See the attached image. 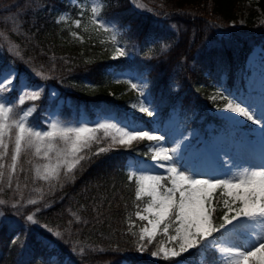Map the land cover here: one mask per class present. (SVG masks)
Listing matches in <instances>:
<instances>
[{
	"label": "trees",
	"instance_id": "trees-1",
	"mask_svg": "<svg viewBox=\"0 0 264 264\" xmlns=\"http://www.w3.org/2000/svg\"><path fill=\"white\" fill-rule=\"evenodd\" d=\"M99 1L97 14L125 28L121 39L132 51L130 58L100 56L87 44L65 40L66 27L58 17L76 11L68 0H0V67L11 65L18 70L19 80L43 86L31 121L39 120L60 98L69 103L60 110L65 117L72 110L76 115L84 110L90 115L98 111L123 117L132 97L111 93L108 78L136 70L146 72V90L160 122L177 112L185 131L194 127L201 131L212 122L221 125L211 112L212 89L222 76L226 86L241 84L251 48L264 46L262 36L251 35L258 28L249 30L250 36L219 32L235 20L242 0ZM256 4L264 16V0ZM51 87L58 91L53 101H49ZM17 98L14 88L8 100L16 114L23 108ZM139 146L110 148L93 156L74 180L61 179L45 187L35 204L29 203L33 185L45 182L35 179L23 152L13 173L7 163L0 179V200L4 201L0 205V264H43L45 259L49 264H171L176 259L200 264L202 258L205 264H215L216 253L210 248L191 250L176 259L148 257L158 237L150 244L139 238L142 223L136 212L143 202L135 197L127 161L133 154L146 157V149ZM98 147L94 144L92 150ZM213 207L219 217V190ZM28 215L44 227L29 224ZM47 228L61 236L53 237ZM47 241L54 248L46 247Z\"/></svg>",
	"mask_w": 264,
	"mask_h": 264
},
{
	"label": "snow or ice",
	"instance_id": "snow-or-ice-1",
	"mask_svg": "<svg viewBox=\"0 0 264 264\" xmlns=\"http://www.w3.org/2000/svg\"><path fill=\"white\" fill-rule=\"evenodd\" d=\"M98 23L100 27H105L104 20H99ZM117 52L120 57L127 55L123 47L117 48ZM36 75L39 76L40 73ZM19 86L18 70L11 65L0 67V150L7 152L8 144L5 140L11 138L9 133L14 128L15 148L11 157L13 172L22 146L27 149L34 148L36 155L43 153L47 163L42 170L37 169L42 180L59 182L61 179L74 180L76 173L83 169L84 163L90 162L93 156L107 153L111 145L107 148L98 147L96 151L92 150V146L100 145L109 137L114 145H131L137 140L155 142L150 148L152 163L147 168L136 169L142 173H157L141 174L136 178V199L147 198L143 212H136L140 221L147 222L140 230V240L147 239L150 244L162 227L163 234L178 245L179 251L173 249L172 257L178 258L190 250L212 248L225 264H264V164L236 165L229 159L224 160L226 172L221 175L208 174L185 161L179 144L175 147L167 146L166 136L157 135L155 129L129 127L126 124L117 126L116 123L99 121L94 128L86 126V123L81 126H67L55 120L40 128L30 120L28 124L25 123V118L29 112L34 111L33 108L24 111L14 125L8 124L12 109L6 105L12 101L7 100L5 93ZM23 87L32 88L30 93H26L32 101L37 100L43 91V86ZM131 87L137 89L138 84L132 83ZM20 90L23 91V88ZM141 96L144 97L143 103L148 104L142 89ZM222 98L227 103L219 111L234 114L238 120L242 118L244 127L251 123L264 130V109L257 110L232 96L230 92ZM20 99L23 102L22 97ZM139 111L149 117L155 113L150 105L141 106ZM101 130L104 132L103 137L97 135ZM3 167L0 164V169ZM159 169H164L166 175L160 174ZM3 177L4 172L0 171V179ZM217 190L222 200L219 217L215 215L216 208L213 207ZM29 203L35 204L36 201ZM3 204L4 201L0 200V205ZM2 216L3 213H0V217ZM26 220L31 225L44 227L38 225L33 215H28ZM170 229L174 234L169 235ZM46 231L53 237L61 236L60 232L53 233L50 228ZM241 237L248 241L247 247L238 243ZM46 247L54 248L53 242L47 241ZM152 255L155 256L156 253L153 252ZM167 255L165 252V256ZM43 264H49V260L45 259ZM176 264H181V261L177 260Z\"/></svg>",
	"mask_w": 264,
	"mask_h": 264
},
{
	"label": "rangeland",
	"instance_id": "rangeland-1",
	"mask_svg": "<svg viewBox=\"0 0 264 264\" xmlns=\"http://www.w3.org/2000/svg\"><path fill=\"white\" fill-rule=\"evenodd\" d=\"M256 1L257 0H242L235 20L231 21L225 28H223V30H220L219 32L229 33L231 31H240L243 34H249L250 36L249 30L258 28V30L251 35L256 33L262 36V41L264 42V26L260 28L258 26L264 22V17L257 6ZM68 2L76 6V11L64 12L58 17V21H60L61 24L66 27V33L64 35L65 40L70 39L78 41L82 44H87L90 46V48L95 49L96 54H99L100 56H107L109 58L120 57L118 55L117 48L123 47L127 52L125 58L130 57L132 51L129 49L128 44H124L121 39V34L124 33L123 30H120L115 23H112L111 21L97 15V7L100 2L99 0H68ZM99 20H104L106 22L105 27H100L98 23ZM244 70V76L242 78L243 84L233 87H228L225 84H222L220 86H215L211 91L210 97L212 99L215 97L213 100L216 103V105L212 107L211 112L218 120H220L221 124L216 130L214 123H211L204 126L203 131L200 133L196 131L192 133H186L184 130H182L181 125L178 124L179 118L165 120L164 123L160 124L161 126L155 122L152 124V128L148 127L149 121L140 119V117H147L148 115L139 111L141 106H151V102L148 98L145 88L146 77L142 73L135 71L116 72L110 75L108 78V87L111 93H114V95L117 97H132L131 105L128 108V114L124 115L123 117L111 112L98 111H93V115H90L84 110H81L77 115L72 110L69 113L71 116L65 117L60 114V110L64 104L68 103V100H63L60 98L54 107L48 108L46 111L40 114V117L37 118L39 120L32 119L31 121V116L35 115L33 113L35 112L36 100L32 101L28 98V95H26V93H30L32 91V88H24V85L30 84H28L27 81L22 78L19 81L20 86L14 88L17 90V103L22 104L23 109L19 114L16 115L15 111L11 108L12 111L7 123L14 125L19 121L24 111L28 110L29 108H33L34 111L29 112L28 117L25 118V123L28 124L30 120L40 128H44L45 125H48L50 121L55 120L59 121L61 124H66L67 126H81L82 124L86 123V126L94 128L96 127V122L99 121L101 123H116L117 126L126 124L129 127L155 129L157 135L164 134L166 136L167 146L175 147L177 144L180 145V149L184 154L185 161L191 166L207 172L208 174L221 175L223 172L227 171V169L223 166L224 160L231 159L234 164L241 165L247 163V157L249 154H257L261 151H264V130L256 128V126L252 125L251 123H248V125L244 127L242 118L238 120L235 119L232 114L218 110L223 109L224 105L227 103V100L223 99L222 96L227 95L229 92L232 94V96H235L246 104L257 108V110L264 109V47L262 44L253 46L246 59ZM223 82L224 80L222 83ZM132 83H137L138 88L133 89L131 87ZM21 88H23V91L20 90ZM141 89L146 95L148 104L143 103L144 97L141 96ZM11 90L12 89L5 93L7 100L8 93ZM21 97L23 102H21ZM57 97V89L51 87L49 89V101H53ZM133 105H135V107H133ZM6 106L11 107V104H7ZM173 116L176 117L175 114ZM150 118H153L154 120L157 119L156 110L154 115ZM221 119L226 121V123H224V121ZM14 131L15 129L13 128V131L9 133L11 138H6L5 140V143L8 144L7 152L0 150V164H3L5 167V165L8 163L9 170L12 173L11 157L15 148ZM97 135L103 137V130L98 132ZM190 136H194L195 139L193 142L188 144ZM214 141L216 144H214ZM154 143L155 142H150L147 140H137L133 141L131 145H114L112 144L111 138L109 137L102 141L100 147L107 148L109 145H111V148H129L134 145H140V149H148L146 157L134 155L130 156L128 159V164L131 166L130 177L136 181V178L141 174H157L155 172L142 173L136 171L138 168H147L152 163V152L150 148L154 146ZM203 148H205V152L209 154V158L202 156ZM237 150L241 151V156L236 152ZM21 152L24 153L26 161H29L32 164L35 179L45 182V185H40L38 182L33 185L34 192L32 200H35L39 197L45 187H47L49 184H52L56 180H42L40 178V174L37 172V169L42 170L43 165L47 163V161L43 158V153L36 155L34 148L27 149L23 146ZM19 158L20 156L17 159V163L19 162ZM259 164H264V162L262 161ZM3 169H0V171H3ZM158 172L160 174L166 175L164 169H159ZM141 200H144V204L140 206L138 211L143 212V209L147 204V198L142 197ZM143 222L144 224L141 229L147 225L146 221ZM171 234L174 233L170 229L169 235ZM156 236L159 237V245L155 251H153L156 253V255L153 256L152 252L148 255V257L152 260H156L158 258H174L172 257L171 252L173 249L179 251L178 245H176L175 242L170 241L167 235L163 234L162 227L160 230H158ZM241 239L244 238L241 237ZM140 246L143 249L144 246H142V244H140ZM165 252L168 253L167 256H165ZM179 261H181V264H188L185 260ZM176 262L173 264H176ZM218 264H225V261L219 257Z\"/></svg>",
	"mask_w": 264,
	"mask_h": 264
},
{
	"label": "bare ground",
	"instance_id": "bare-ground-1",
	"mask_svg": "<svg viewBox=\"0 0 264 264\" xmlns=\"http://www.w3.org/2000/svg\"><path fill=\"white\" fill-rule=\"evenodd\" d=\"M233 115V117L235 118V119H237L236 117H235V115L234 114H232ZM236 123V122H235ZM214 144H216V142L214 141ZM203 150V152H202V156H204V157H206V158H209V154H207L206 152H205V148H203L202 149ZM240 156L242 155V153H241V151L240 150H237L236 151ZM264 162V151H261L260 153H257V154H249L248 155V157H247V164H252V165H256V164H259L260 162ZM207 170V169H206ZM257 228H258V226H257ZM238 243L240 244V245H243V246H245V247H247L248 246V241L246 240V239H239V241H238Z\"/></svg>",
	"mask_w": 264,
	"mask_h": 264
}]
</instances>
